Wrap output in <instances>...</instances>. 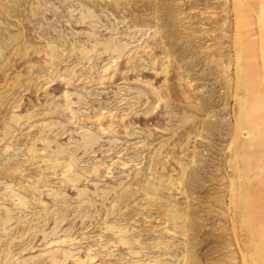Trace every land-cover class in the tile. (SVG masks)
<instances>
[{"label": "rangeland", "instance_id": "obj_1", "mask_svg": "<svg viewBox=\"0 0 264 264\" xmlns=\"http://www.w3.org/2000/svg\"><path fill=\"white\" fill-rule=\"evenodd\" d=\"M0 264H264V0H0Z\"/></svg>", "mask_w": 264, "mask_h": 264}]
</instances>
